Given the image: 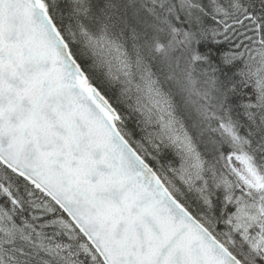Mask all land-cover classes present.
<instances>
[{
  "label": "snow or ice",
  "instance_id": "snow-or-ice-1",
  "mask_svg": "<svg viewBox=\"0 0 264 264\" xmlns=\"http://www.w3.org/2000/svg\"><path fill=\"white\" fill-rule=\"evenodd\" d=\"M0 264H264V0H0Z\"/></svg>",
  "mask_w": 264,
  "mask_h": 264
}]
</instances>
